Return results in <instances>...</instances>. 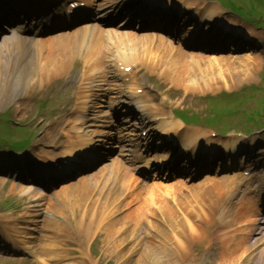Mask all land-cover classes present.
I'll use <instances>...</instances> for the list:
<instances>
[{
  "label": "bare ground",
  "instance_id": "6f19581e",
  "mask_svg": "<svg viewBox=\"0 0 264 264\" xmlns=\"http://www.w3.org/2000/svg\"><path fill=\"white\" fill-rule=\"evenodd\" d=\"M60 53L63 54V52L60 50V48H58V49H56V52L54 55H51V54L46 55V57L44 58V60L41 62L40 66H39V73H42V74L46 73L49 70V68L52 65H54V63L56 62L58 57L61 55ZM179 60H180V58H179ZM180 62H182V61H180ZM177 71H179V72L183 71L182 76H186L188 74L186 69H177ZM232 239L234 240L233 237H232ZM233 240H230L227 244V250L230 249L232 255L243 250V248L239 245H237L234 248L233 246H234L235 242ZM178 242H179V247H181L182 243L180 241H178Z\"/></svg>",
  "mask_w": 264,
  "mask_h": 264
},
{
  "label": "rangeland",
  "instance_id": "374dc122",
  "mask_svg": "<svg viewBox=\"0 0 264 264\" xmlns=\"http://www.w3.org/2000/svg\"><path fill=\"white\" fill-rule=\"evenodd\" d=\"M250 62H252V63H257L258 65H257V67H256V70L255 71H253L252 72V74L250 75V76H252L253 75V77H257V74L259 73V71H260V69L262 68V66H260V63H258V61H254V60H251ZM250 72V71H249ZM245 75V73L244 72H241L240 73V76H244ZM60 218L61 219H63L64 218V215H60ZM158 251V253L160 254L161 253V251L160 250H157ZM146 252H148V251H146ZM145 253V252H144ZM138 264V263H137Z\"/></svg>",
  "mask_w": 264,
  "mask_h": 264
}]
</instances>
